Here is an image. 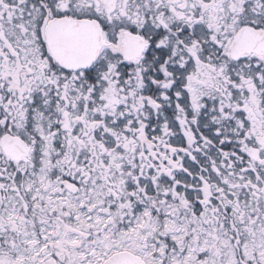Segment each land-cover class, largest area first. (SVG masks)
Listing matches in <instances>:
<instances>
[{"label": "snow or ice", "instance_id": "1", "mask_svg": "<svg viewBox=\"0 0 264 264\" xmlns=\"http://www.w3.org/2000/svg\"><path fill=\"white\" fill-rule=\"evenodd\" d=\"M0 264H264V0H0Z\"/></svg>", "mask_w": 264, "mask_h": 264}]
</instances>
